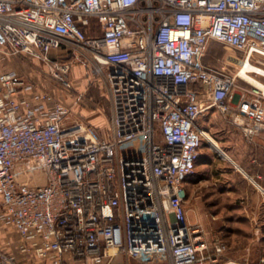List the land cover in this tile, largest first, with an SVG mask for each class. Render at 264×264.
I'll use <instances>...</instances> for the list:
<instances>
[{"label":"built area","instance_id":"built-area-1","mask_svg":"<svg viewBox=\"0 0 264 264\" xmlns=\"http://www.w3.org/2000/svg\"><path fill=\"white\" fill-rule=\"evenodd\" d=\"M211 41L244 54L235 73L205 61ZM53 50L106 65L109 126L0 71V224L16 229L22 256L217 264L227 246L190 223L185 182L213 107L264 138V91L240 87L234 100L243 61L264 79V0H0V63L30 54L71 86L72 62ZM0 264L26 263L0 248Z\"/></svg>","mask_w":264,"mask_h":264},{"label":"crops","instance_id":"crops-1","mask_svg":"<svg viewBox=\"0 0 264 264\" xmlns=\"http://www.w3.org/2000/svg\"><path fill=\"white\" fill-rule=\"evenodd\" d=\"M230 123L225 125V135L220 138L221 147L229 157L219 153L212 145H202L195 173L185 182L188 219L191 224L201 226L208 238L217 234L219 226L264 224V138L261 135L247 138L237 125ZM2 227L3 231L12 230L19 238L16 229ZM1 234L0 248L21 256L26 264H32L29 263L31 257L22 256L18 250L17 239L11 240ZM250 237H255V234L251 232ZM251 254L249 249L236 246L225 251L217 264H258L259 259L254 263ZM33 264L51 262L35 258ZM73 264L82 262L78 260ZM106 264L169 262L144 263L119 254Z\"/></svg>","mask_w":264,"mask_h":264},{"label":"rangeland","instance_id":"rangeland-1","mask_svg":"<svg viewBox=\"0 0 264 264\" xmlns=\"http://www.w3.org/2000/svg\"><path fill=\"white\" fill-rule=\"evenodd\" d=\"M51 54L53 58L67 59L72 62L70 72L66 78L71 86L58 81L43 60L30 54L6 57L0 63V71L7 69L17 70L27 79L31 80V82L35 83V85L52 92L67 104L71 108L74 117L83 119L97 127L99 126L101 130H106L109 126L111 111L110 95L103 78V71L107 68L106 65L96 63L90 56L91 61H87L84 57H75V54H72V52L68 54L62 53L60 50H53ZM243 55L242 52L230 46L217 41H211L206 52L205 61L215 67L225 66L227 72L235 73L237 71V60L242 58ZM237 83L235 101L238 98L237 92H241V88L246 90L254 88L239 77ZM84 111L90 114H86ZM198 122L206 129L210 137L211 143L205 140L203 145L211 144L218 152L220 151L219 153L225 157H229L221 147L220 138L225 135V130L223 129L225 125L230 122L234 124L231 117L224 115L218 108L213 107ZM126 147H123L122 150L132 149V147ZM1 226L3 225L0 224ZM2 228L5 227L3 226ZM216 231L227 246L226 252L230 251L231 248L234 249L236 246L242 249H249L252 253L251 258L255 261L254 263L264 254V224L223 225L219 226ZM251 232L255 234V237H250ZM1 233L7 235L11 240L17 239L12 230L5 229L3 231L0 229ZM18 257L25 263L21 256Z\"/></svg>","mask_w":264,"mask_h":264},{"label":"bare ground","instance_id":"bare-ground-1","mask_svg":"<svg viewBox=\"0 0 264 264\" xmlns=\"http://www.w3.org/2000/svg\"><path fill=\"white\" fill-rule=\"evenodd\" d=\"M241 67L243 68L241 69V71H239L238 76L252 86H255L256 88L264 91V82L260 79V77H258L259 75L257 76L252 74L255 72V70H258V66L253 64L251 61H243L241 63ZM260 71L262 72V70ZM237 121L240 122L239 119H237Z\"/></svg>","mask_w":264,"mask_h":264},{"label":"trees","instance_id":"trees-1","mask_svg":"<svg viewBox=\"0 0 264 264\" xmlns=\"http://www.w3.org/2000/svg\"><path fill=\"white\" fill-rule=\"evenodd\" d=\"M89 33H91V32H89ZM94 125V124H93ZM96 126V125H95ZM99 127V126H98Z\"/></svg>","mask_w":264,"mask_h":264}]
</instances>
